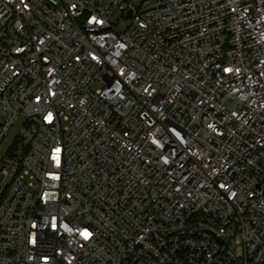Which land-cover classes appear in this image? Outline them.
Instances as JSON below:
<instances>
[{
    "label": "built area",
    "instance_id": "1",
    "mask_svg": "<svg viewBox=\"0 0 264 264\" xmlns=\"http://www.w3.org/2000/svg\"><path fill=\"white\" fill-rule=\"evenodd\" d=\"M20 122L0 264H264V0H0Z\"/></svg>",
    "mask_w": 264,
    "mask_h": 264
},
{
    "label": "rangeland",
    "instance_id": "2",
    "mask_svg": "<svg viewBox=\"0 0 264 264\" xmlns=\"http://www.w3.org/2000/svg\"><path fill=\"white\" fill-rule=\"evenodd\" d=\"M118 18H114V21H116ZM119 29H122V26L119 27ZM20 123H17L14 127L11 128V130L8 133V137L6 141L0 146V154L4 153L6 149L9 147L10 141L17 135L19 129H20Z\"/></svg>",
    "mask_w": 264,
    "mask_h": 264
},
{
    "label": "snow or ice",
    "instance_id": "3",
    "mask_svg": "<svg viewBox=\"0 0 264 264\" xmlns=\"http://www.w3.org/2000/svg\"><path fill=\"white\" fill-rule=\"evenodd\" d=\"M85 237H87V233H84Z\"/></svg>",
    "mask_w": 264,
    "mask_h": 264
}]
</instances>
